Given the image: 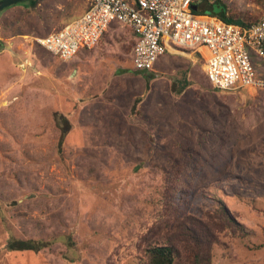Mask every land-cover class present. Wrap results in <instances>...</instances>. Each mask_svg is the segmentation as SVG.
I'll list each match as a JSON object with an SVG mask.
<instances>
[{
  "label": "rangeland",
  "instance_id": "374dc122",
  "mask_svg": "<svg viewBox=\"0 0 264 264\" xmlns=\"http://www.w3.org/2000/svg\"><path fill=\"white\" fill-rule=\"evenodd\" d=\"M82 11L83 0L0 11V264H145V244L187 214L218 223L215 199L252 233L210 229L212 264H264V88H213L190 50L138 70L118 24L85 64L35 41ZM10 239L46 244L16 251ZM179 250L185 264L194 250Z\"/></svg>",
  "mask_w": 264,
  "mask_h": 264
},
{
  "label": "built area",
  "instance_id": "2783aa9c",
  "mask_svg": "<svg viewBox=\"0 0 264 264\" xmlns=\"http://www.w3.org/2000/svg\"><path fill=\"white\" fill-rule=\"evenodd\" d=\"M246 6H255L246 0ZM264 4V0H260ZM85 10L56 31L35 41L46 52L67 61L80 48L91 49L112 25L129 28L135 41L134 68L151 70L167 50H190L203 59L207 81L220 91L264 88V9L248 25L226 22L217 16L196 14L195 0H83Z\"/></svg>",
  "mask_w": 264,
  "mask_h": 264
},
{
  "label": "trees",
  "instance_id": "16d2710c",
  "mask_svg": "<svg viewBox=\"0 0 264 264\" xmlns=\"http://www.w3.org/2000/svg\"><path fill=\"white\" fill-rule=\"evenodd\" d=\"M27 2V1H26ZM38 0H30L27 3L35 6ZM255 6L252 8L238 7L227 0H195L196 14H209L217 16L226 22L238 23L240 25H248L250 22L257 21L260 17L264 4L260 0H253ZM64 24V23H63ZM62 24V25H63ZM212 86V85H211ZM213 87V86H212ZM184 86H181L177 92H181ZM214 88V87H213ZM61 133L58 147L62 143L64 134L68 127L65 125L68 121L61 117ZM214 199V198H213ZM217 202L212 208L218 223L215 220L207 218L205 222L199 217L187 214L185 223H182L180 229L176 230L173 237L162 238L161 240L149 241L143 248L145 264H175L182 248H193L194 252L186 254L185 264H212V258L209 254V245L211 243H220L221 239L210 229L219 227L226 233H230L234 237L244 239L248 237L252 230L241 223L233 216L221 199H215ZM187 222V223H186ZM176 237V239H174ZM176 240V241H175ZM46 243L43 241H34L30 239H10L6 243L9 250L16 251H39ZM191 246V247H190Z\"/></svg>",
  "mask_w": 264,
  "mask_h": 264
},
{
  "label": "crops",
  "instance_id": "0c3cea01",
  "mask_svg": "<svg viewBox=\"0 0 264 264\" xmlns=\"http://www.w3.org/2000/svg\"><path fill=\"white\" fill-rule=\"evenodd\" d=\"M85 10V3L83 2V11ZM83 11L80 13V14H78V15H76V16H73L72 18H70V19H68V20H66L65 22H64V24L66 23V22H69L71 19H74V18H76V17H78L79 15H81L82 13H83ZM115 25V24H114ZM62 26V25H61ZM110 27H112V26H110ZM109 27V28H110ZM127 28V27H126ZM129 31H130V33H131V35H132V43L134 44V41H135V37H134V35H133V33H132V31L129 29V28H127ZM133 44H132V46H133ZM105 45L104 44H101V45H96L94 48H92V49H85V48H80L79 49V51L77 52V54L75 55V56H77L78 55V53H80V57L78 58L79 59V61H80V63H82V64H85V63H87L88 61H90V59H92V58H95V57H98V58H101L102 57V55H101V49H103V47H104ZM165 53H167V54H172V55H176V54H182V53H184V52H172V51H169V50H167V52H165ZM85 60H87V62L85 61ZM100 60H102L103 61V58L102 59H100ZM131 63L133 64V60H132V56H131Z\"/></svg>",
  "mask_w": 264,
  "mask_h": 264
},
{
  "label": "water",
  "instance_id": "95a60500",
  "mask_svg": "<svg viewBox=\"0 0 264 264\" xmlns=\"http://www.w3.org/2000/svg\"><path fill=\"white\" fill-rule=\"evenodd\" d=\"M21 1H24V0H0V10L8 7V6H11L15 3H18V2H21ZM26 1H29V0H26ZM192 8L193 10H196V5H192Z\"/></svg>",
  "mask_w": 264,
  "mask_h": 264
},
{
  "label": "flooded vegetation",
  "instance_id": "af4514ba",
  "mask_svg": "<svg viewBox=\"0 0 264 264\" xmlns=\"http://www.w3.org/2000/svg\"><path fill=\"white\" fill-rule=\"evenodd\" d=\"M30 1V0H29ZM37 1V0H36ZM39 1V0H38ZM21 2H26V0H24V1H21ZM28 2V1H27ZM18 3H20V2H18ZM38 3V2H37ZM36 3V4H37ZM15 4H17V3H15ZM14 5V4H13ZM12 6V5H11ZM9 7V6H8ZM7 8V7H6ZM5 9V8H4ZM4 9H2V10H4ZM2 10H0V11H2Z\"/></svg>",
  "mask_w": 264,
  "mask_h": 264
}]
</instances>
